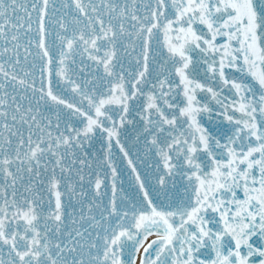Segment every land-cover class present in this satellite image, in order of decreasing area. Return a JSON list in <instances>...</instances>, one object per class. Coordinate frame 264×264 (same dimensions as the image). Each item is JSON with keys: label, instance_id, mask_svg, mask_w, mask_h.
<instances>
[{"label": "snow or ice", "instance_id": "obj_1", "mask_svg": "<svg viewBox=\"0 0 264 264\" xmlns=\"http://www.w3.org/2000/svg\"><path fill=\"white\" fill-rule=\"evenodd\" d=\"M0 264H264V0H0Z\"/></svg>", "mask_w": 264, "mask_h": 264}]
</instances>
